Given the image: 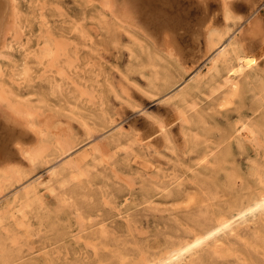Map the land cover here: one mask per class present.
<instances>
[{
    "label": "rangeland",
    "instance_id": "1",
    "mask_svg": "<svg viewBox=\"0 0 264 264\" xmlns=\"http://www.w3.org/2000/svg\"><path fill=\"white\" fill-rule=\"evenodd\" d=\"M27 2L37 16L34 35L47 32L60 38L68 31L66 58L76 60L69 71L74 81L63 79V91L75 89L79 96L73 114L59 109L54 98L39 116L37 122L41 118L40 125L48 130L44 137L47 154L33 165L26 157L14 155L13 162L27 174L23 185L49 177L50 162L63 155L58 137L71 138L75 147L63 155V168L52 176L50 183L55 189L38 185L39 199L31 197L28 205L24 206L23 189L18 192L21 199L15 197L20 180L3 185L0 209L6 214L0 223V245L7 247L0 246V264H141L181 240L193 225L210 220L231 202L264 187V55L256 67L239 77L233 102L220 106L218 95L227 88L214 90L223 83L227 69L221 63L213 76L208 72L215 51L203 36L196 45L187 32L163 36L155 28L142 26L131 30L133 36L119 30L115 41L113 27L89 15L87 0ZM27 2L23 0L22 6ZM203 3L216 18L222 41L233 34L245 50L262 53L264 0ZM50 5L60 14L50 13ZM115 5L114 0L99 1V16L114 17ZM224 7L231 12L228 20ZM189 10L192 22L201 8L194 5ZM68 19L79 20L80 26L67 27ZM13 36L14 28L9 25L5 38ZM146 47L152 63L148 50H143ZM62 62L63 57L56 55L55 67L47 64L46 69H34L33 76L44 73L58 78L55 71ZM196 72L199 79L193 77ZM166 77L172 81L170 87L155 88L153 82L159 85ZM38 83L51 87V82L42 78L31 87ZM78 85H83L82 95ZM181 86L189 89L188 100L193 102L192 107H186V118L169 95ZM157 119L167 123L168 138L157 132L131 151L130 139L143 136ZM113 120L126 127L120 139ZM85 122L97 130L96 136L90 134ZM242 122L251 124L256 133L254 138L241 136L240 144L233 130ZM209 150H213L210 161L203 163ZM217 151L226 152V156L215 163L212 158ZM76 169L89 173L84 171V177L77 180L72 178ZM18 208L22 211L13 216ZM14 234L17 243L10 239ZM223 239L232 247L229 254L214 255L204 248L192 264H264V232H254L250 226L241 237ZM10 248L14 250L10 252Z\"/></svg>",
    "mask_w": 264,
    "mask_h": 264
},
{
    "label": "bare ground",
    "instance_id": "2",
    "mask_svg": "<svg viewBox=\"0 0 264 264\" xmlns=\"http://www.w3.org/2000/svg\"><path fill=\"white\" fill-rule=\"evenodd\" d=\"M99 1L101 0H87L90 5L89 15L96 16V20L99 23L112 26L114 29L115 41L119 39V30H123L133 36L131 30L134 27L140 28L142 26L144 28H155L156 32H161L163 36L164 34L171 35L172 32L174 37H177L176 32H178V30L187 32L189 35L188 39L196 45H198L199 37L203 36L206 41L214 47L215 51L210 57V65L207 69L208 72L213 76L221 63L227 69V76L223 74L226 77L224 76L225 79L222 77L224 79L223 83L214 90L215 92L219 91L220 88H227L218 95V98H220V106H226L233 102L234 95L239 90V77L247 70L256 67L259 64L260 58L264 55V48L259 55L245 50V47H241L239 44L240 38H235L233 34L229 35L226 42L222 41L223 37L219 33L216 18L212 16L209 8L203 3V0H114V4L116 3L114 17H110L109 15L108 17L99 16L97 7ZM22 3L23 0H0V191L3 185L9 183L11 180H20V182L17 183L20 187L17 188L18 186H16L15 188L17 189L14 192L15 197L19 198L18 192L23 189L25 206L29 204L31 197L38 198V185L47 186L51 191L55 189L50 183V181H52V176L55 175L59 169L63 168V155L69 153L75 145L69 137H58L56 142L60 146L63 155L59 157V159H54L50 162L49 177L38 180L36 183L31 182L23 185L24 183L22 180L27 174H25L21 166L13 162L14 160L12 159L14 155H20V157H26L30 164H35V161L46 153V140H44V137L48 135V130H46L47 127L44 130V124L43 126L40 125L42 122L41 118V122H37L39 116L44 113L47 105H52V100L54 98L58 99L57 103L54 104L57 105L59 109L73 114V107L75 106L74 101L78 99L79 93L77 90L75 91V89L68 92L63 91L64 82L62 80L71 78L69 71L72 66H74L73 63L76 60L75 57L66 58V52L69 50L70 45V37H67L68 31H66L65 34L62 33V35L66 36L60 38L54 37L47 32H39L40 34L37 36L34 35V21L37 16L33 11L31 3L29 4L27 2L28 4L26 7H23ZM42 4V7H46L45 2H42ZM194 5L201 8V10L191 22L188 18L190 13L189 8H193ZM48 10L50 13L54 12L53 14L55 15L60 14L55 11L56 8L53 5H50ZM224 17L226 20L231 18V12L227 7L224 9ZM42 18H44V16ZM65 23L67 27L71 29H77L80 26L79 20L76 19L65 20ZM9 25L14 28L15 36L7 40L5 38V31ZM65 29L66 28H64L63 31H65ZM152 38L154 39V37ZM167 39L169 40V38H166V40ZM145 49L148 50H146L148 59L150 63H152L150 48H143V50ZM56 55L63 57L62 64H60L55 71V74L59 75L58 78H56L55 75V77L52 75V77H50L44 73H41L37 77L33 76L34 69H46L47 64L50 67H55L56 64L54 63V59ZM223 71L225 72V70ZM199 75L200 73L196 72L193 77L199 79ZM41 78L51 82V87L49 89L44 88L39 83L37 87H31L33 82L41 80ZM71 80L74 81L73 78H71ZM153 83L155 88L161 89L163 86L170 87L172 81L169 77H166L159 85L156 84V81ZM78 87H80V85H78ZM79 90L82 95L84 92L83 85ZM184 90L181 86L176 88L169 95L174 96L175 105L179 108L181 115L186 118L188 116L186 107H192L191 105H193V102L191 100L189 103L188 100L189 91L187 90L189 89ZM61 94H64L62 99L59 97ZM263 120L264 119H262V121ZM113 122L118 137L122 136L126 127L121 122L118 123L115 122V120H113ZM85 125L90 134L96 136L97 130L91 127L87 122H85ZM261 125L258 124V126ZM166 131L167 123L161 119H157L156 123L149 124L148 130L145 134H142L143 136L138 135L135 137L133 135L134 137L130 139L131 141L128 147L130 150L131 148L133 150V146L141 145V143H144L145 140L149 139L150 136L157 132L165 133V136L168 138ZM206 132L209 133L207 130ZM233 132L237 134L236 136L241 144V136L254 138L256 130L251 124L242 122L234 128ZM227 137L228 136H226V139ZM95 149L98 151L100 148L97 147ZM228 149H226V152ZM210 152L212 153L213 150L204 153L202 159L203 163H208L210 161ZM228 152L231 154L230 151ZM225 153L223 151H217L212 158V162H220ZM103 161L104 159L102 162ZM82 171L76 169V171L72 172V178L78 180L85 174L84 171L89 173L87 170ZM188 198L189 200H193L194 197L189 195ZM20 210V208L15 209L12 212L13 216L16 211ZM5 214L6 210H4V208L0 209V223ZM250 226H253L254 232H264V187L262 186L256 193L245 195L240 200L233 203L231 202L226 209L219 211L210 220L199 223L198 225H193L191 229L189 228V234H186L184 237L182 236L183 238L181 237L182 239L178 242L165 247L158 255L150 258L148 257L141 264H192L193 261L199 257V252L204 248H209L208 251H211L214 255L229 254L232 247L229 243L225 242L224 239L222 240V238L228 236L241 237L242 231ZM14 235H10V239L12 243H17L18 237L16 238V235ZM1 245L3 246L2 243ZM5 247L7 246L5 245L2 248ZM10 249H8L10 252L14 250L12 248ZM7 253H9V251Z\"/></svg>",
    "mask_w": 264,
    "mask_h": 264
}]
</instances>
